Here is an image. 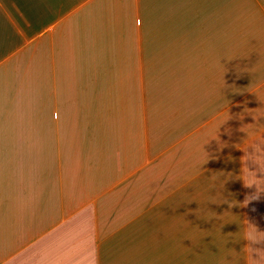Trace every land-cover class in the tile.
<instances>
[{
	"label": "crops",
	"instance_id": "crops-1",
	"mask_svg": "<svg viewBox=\"0 0 264 264\" xmlns=\"http://www.w3.org/2000/svg\"><path fill=\"white\" fill-rule=\"evenodd\" d=\"M243 176L264 0H0V264H247Z\"/></svg>",
	"mask_w": 264,
	"mask_h": 264
},
{
	"label": "clouds",
	"instance_id": "clouds-1",
	"mask_svg": "<svg viewBox=\"0 0 264 264\" xmlns=\"http://www.w3.org/2000/svg\"><path fill=\"white\" fill-rule=\"evenodd\" d=\"M225 56L228 58L229 61L236 57V56H228V55H225ZM224 67H225V65H224ZM226 71H227V68H226ZM225 72L223 73V77H224ZM225 85H226V82H225ZM225 87H227V85ZM235 92H237V91H235ZM243 180L245 182V186L246 187H252L253 185L257 186L256 194L248 195L246 197V199L242 202L241 206H247L252 200L259 199V194L261 192H264V190H261V188L255 182V180L248 179L246 176H243ZM227 202L229 203L230 207L234 206L237 203H239L237 201H235V202L234 201H227ZM214 216H216V215H213V216L209 217V219L214 217ZM220 218L222 219V217H220ZM241 238L246 239V240L249 241V244L246 245L244 250H243V251L248 253V255L246 257L247 264H264V249L253 247V245H255V244H257V243H259L261 241H264V232L259 231L258 228L254 224L249 223L248 227L244 228V232H243V235H242ZM253 253H258V258H256L253 255Z\"/></svg>",
	"mask_w": 264,
	"mask_h": 264
},
{
	"label": "rangeland",
	"instance_id": "rangeland-1",
	"mask_svg": "<svg viewBox=\"0 0 264 264\" xmlns=\"http://www.w3.org/2000/svg\"><path fill=\"white\" fill-rule=\"evenodd\" d=\"M203 249L205 250L203 251ZM206 249L209 251V246H203V248L199 247V254H198L199 258L205 256ZM202 261L203 262L199 264H209V260H202Z\"/></svg>",
	"mask_w": 264,
	"mask_h": 264
}]
</instances>
